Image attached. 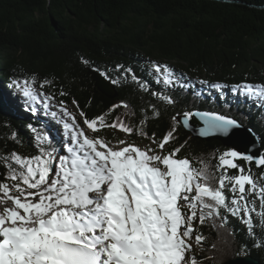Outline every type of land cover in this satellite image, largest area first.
I'll list each match as a JSON object with an SVG mask.
<instances>
[{"label":"snow or ice","instance_id":"snow-or-ice-1","mask_svg":"<svg viewBox=\"0 0 264 264\" xmlns=\"http://www.w3.org/2000/svg\"><path fill=\"white\" fill-rule=\"evenodd\" d=\"M115 71L119 80L102 76L112 84L130 76L164 105L178 102L166 90L180 89L199 98L204 95L195 91L200 86L215 93L224 108L230 107L229 95L252 105L264 123V84L207 79L193 84L186 73L151 61L145 75L162 86L151 91L149 81L131 67L116 64ZM35 80L13 78L8 91L0 92V112L11 114L26 106L33 117L43 112L47 118L44 130L31 122L26 125L35 154L13 150L0 156L6 164L0 182V264H197L190 242L196 222H210L234 237L225 228L228 216L222 212L242 225L240 241L221 235L226 246L237 243V256L247 255L250 246L264 247V142L238 138L233 130L242 125L236 119L216 110L184 111L178 114L180 120L172 118L171 130L160 138L141 127L139 135L148 144L127 139L113 144L98 135L101 129L118 127L131 134L133 127L119 117L109 124L103 114L89 119L82 110L70 111L55 93L38 92ZM150 107L158 116L156 105ZM193 116L202 122L194 129L199 136L227 138L226 147L209 160L182 151L187 141L175 143L177 125L190 127ZM146 119L145 115L142 122ZM11 136L16 139L17 132ZM194 239L202 247L206 237L201 233Z\"/></svg>","mask_w":264,"mask_h":264},{"label":"trees","instance_id":"trees-1","mask_svg":"<svg viewBox=\"0 0 264 264\" xmlns=\"http://www.w3.org/2000/svg\"><path fill=\"white\" fill-rule=\"evenodd\" d=\"M151 61L186 73L193 84L197 79L264 84V0H0V85L7 90L11 79L34 76L38 92L55 93L68 108L82 110L86 118L103 114L110 124L119 117L133 127L131 134L118 127L101 129L98 135L111 143L125 137L133 143H150L139 135L141 127L149 136L154 133L160 138L171 130L174 116L179 119L178 114L197 110H216L236 118L260 140L264 138V123L256 109L231 95L230 107L224 108L215 93L200 86L195 89L204 91L199 98L180 89L166 90L165 94L178 97V102L164 105L129 76L128 81L116 84L107 79L115 90V97L108 98L96 88L90 74L106 73L119 80L115 65L122 64L148 80L151 91H157L162 86L145 75ZM45 80L48 83L44 84ZM61 91L66 95L61 97ZM152 104L158 116L153 115ZM113 105L120 106L113 109ZM14 114L0 112V156L13 150L21 155L35 154L26 125L31 122L43 130V112L38 118L27 110L23 119ZM190 118L199 126L194 116ZM13 131L16 139L11 136ZM176 136L177 145L187 141L182 151L194 159L209 160L217 149L225 148L219 141L195 139L181 125H177ZM251 170L259 176V169L253 166ZM5 175L6 164L0 160V182ZM222 215L228 216L225 228L232 230L234 237L227 236L225 229L213 228L210 222H197L194 235L206 237L202 247H193L197 264H226L239 257L235 254L237 243L228 247L221 242V235L243 239L240 220L228 213ZM250 249L246 256L264 264V247Z\"/></svg>","mask_w":264,"mask_h":264},{"label":"water","instance_id":"water-1","mask_svg":"<svg viewBox=\"0 0 264 264\" xmlns=\"http://www.w3.org/2000/svg\"><path fill=\"white\" fill-rule=\"evenodd\" d=\"M92 75V78L94 80V82L96 83V88L104 95L108 96V98H114L115 97V90H114V86L112 84H110L108 82L107 79H105L102 75L91 71L90 73ZM222 114V113H220ZM195 120L199 123V126H195L193 125V123L191 122V118L189 117V125L190 127H184L182 124H180L187 132H189L192 137H194L195 139H199V140H203L206 142H212V141H219L221 142L225 147H226V137H223L221 135H208V136H199L198 134H196V132L194 131V129H197L199 127L202 126V122H200L198 120V118L194 117ZM233 118V117H230ZM181 117L177 120H180ZM236 119V118H234ZM239 122V121H238ZM240 123V122H239ZM241 124V123H240ZM242 127L238 128V129H234L233 131L236 133V136L240 139H244L246 141H250L252 139H257V144L259 145L261 143L260 138L257 136L258 134L250 127L244 126L243 124H241ZM249 129H251L252 131L249 132ZM231 135V133H230ZM262 151V148H261ZM258 169V168H257ZM226 264H261L259 260L255 259L252 256H239L233 260H229L228 263Z\"/></svg>","mask_w":264,"mask_h":264},{"label":"rangeland","instance_id":"rangeland-1","mask_svg":"<svg viewBox=\"0 0 264 264\" xmlns=\"http://www.w3.org/2000/svg\"><path fill=\"white\" fill-rule=\"evenodd\" d=\"M8 90L6 89V88H4L2 85H0V92H7ZM70 111H76L77 112V110L75 109V108H68ZM20 111H21V116H19V118H21V119H23V118H25L24 117V115L26 114V110L25 109H23V108H20ZM15 112V114H17L18 112H17V110L16 111H14ZM43 119V124H44V121L47 119L46 117H43L42 118ZM78 119H79V117H78ZM43 124H42V126H43ZM42 129H43V127H42ZM44 130V129H43ZM124 139H127L126 137L124 138ZM128 141V140H127ZM129 142V141H128ZM119 143V141H116L115 143H113V144H118ZM129 143H133V142H129ZM135 143V142H134ZM135 144H144V143H135ZM145 144H148V143H145ZM197 224V222L194 224V225H196ZM195 236V235H194ZM194 236H193V239L190 241L191 243H192V245H193V247L194 246H197V244H196V242H195V239H194Z\"/></svg>","mask_w":264,"mask_h":264},{"label":"bare ground","instance_id":"bare-ground-1","mask_svg":"<svg viewBox=\"0 0 264 264\" xmlns=\"http://www.w3.org/2000/svg\"><path fill=\"white\" fill-rule=\"evenodd\" d=\"M17 112H18V113H17V114H14V115H16V116H18V117L21 116V111H20V109H17ZM17 119H18V118H17Z\"/></svg>","mask_w":264,"mask_h":264}]
</instances>
